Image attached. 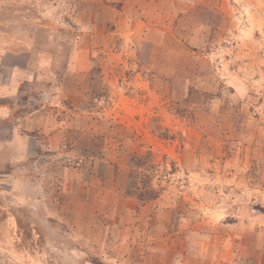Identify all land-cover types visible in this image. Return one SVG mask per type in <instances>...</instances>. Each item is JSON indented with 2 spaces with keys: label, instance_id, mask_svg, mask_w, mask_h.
I'll use <instances>...</instances> for the list:
<instances>
[{
  "label": "rangeland",
  "instance_id": "rangeland-1",
  "mask_svg": "<svg viewBox=\"0 0 264 264\" xmlns=\"http://www.w3.org/2000/svg\"><path fill=\"white\" fill-rule=\"evenodd\" d=\"M0 264H264V0H0Z\"/></svg>",
  "mask_w": 264,
  "mask_h": 264
},
{
  "label": "trees",
  "instance_id": "trees-1",
  "mask_svg": "<svg viewBox=\"0 0 264 264\" xmlns=\"http://www.w3.org/2000/svg\"><path fill=\"white\" fill-rule=\"evenodd\" d=\"M153 174H152V176H154ZM150 180H151V174L150 175H147V174L143 175V177L141 179V183L144 184L145 186L143 188L139 189V192L137 194V196L140 199L147 200V199H153V198L157 197L158 191L156 189H154V187L150 184Z\"/></svg>",
  "mask_w": 264,
  "mask_h": 264
}]
</instances>
